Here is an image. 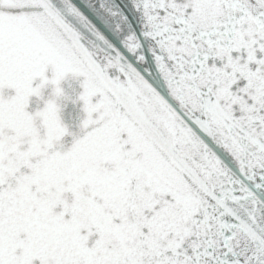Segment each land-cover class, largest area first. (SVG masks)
Instances as JSON below:
<instances>
[{
	"label": "snow or ice",
	"instance_id": "snow-or-ice-1",
	"mask_svg": "<svg viewBox=\"0 0 264 264\" xmlns=\"http://www.w3.org/2000/svg\"><path fill=\"white\" fill-rule=\"evenodd\" d=\"M0 264H264V0H0Z\"/></svg>",
	"mask_w": 264,
	"mask_h": 264
},
{
	"label": "water",
	"instance_id": "water-1",
	"mask_svg": "<svg viewBox=\"0 0 264 264\" xmlns=\"http://www.w3.org/2000/svg\"><path fill=\"white\" fill-rule=\"evenodd\" d=\"M79 115V108L76 106L70 104L66 109L65 118L69 123H75L76 121H78Z\"/></svg>",
	"mask_w": 264,
	"mask_h": 264
}]
</instances>
